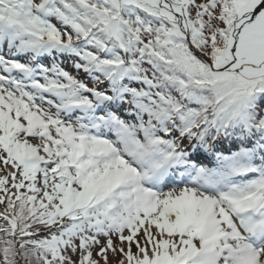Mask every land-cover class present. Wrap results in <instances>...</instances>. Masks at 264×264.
Masks as SVG:
<instances>
[{
    "label": "snow or ice",
    "instance_id": "snow-or-ice-1",
    "mask_svg": "<svg viewBox=\"0 0 264 264\" xmlns=\"http://www.w3.org/2000/svg\"><path fill=\"white\" fill-rule=\"evenodd\" d=\"M0 264H264V0H0Z\"/></svg>",
    "mask_w": 264,
    "mask_h": 264
}]
</instances>
